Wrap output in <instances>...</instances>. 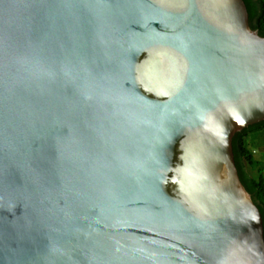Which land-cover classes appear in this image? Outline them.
I'll return each instance as SVG.
<instances>
[{"label": "water", "instance_id": "95a60500", "mask_svg": "<svg viewBox=\"0 0 264 264\" xmlns=\"http://www.w3.org/2000/svg\"><path fill=\"white\" fill-rule=\"evenodd\" d=\"M263 121L245 0H0V264H264Z\"/></svg>", "mask_w": 264, "mask_h": 264}, {"label": "trees", "instance_id": "16d2710c", "mask_svg": "<svg viewBox=\"0 0 264 264\" xmlns=\"http://www.w3.org/2000/svg\"><path fill=\"white\" fill-rule=\"evenodd\" d=\"M245 2L249 11L251 28L264 36V0H245ZM260 132H264V121L237 133L233 140V147L241 181L251 193L264 221V165L256 158L248 141L252 134Z\"/></svg>", "mask_w": 264, "mask_h": 264}, {"label": "rangeland", "instance_id": "374dc122", "mask_svg": "<svg viewBox=\"0 0 264 264\" xmlns=\"http://www.w3.org/2000/svg\"><path fill=\"white\" fill-rule=\"evenodd\" d=\"M250 148L256 158L264 165V132L252 134L248 138Z\"/></svg>", "mask_w": 264, "mask_h": 264}, {"label": "snow or ice", "instance_id": "6c2138e0", "mask_svg": "<svg viewBox=\"0 0 264 264\" xmlns=\"http://www.w3.org/2000/svg\"><path fill=\"white\" fill-rule=\"evenodd\" d=\"M229 28H231V26H229ZM238 122H239L240 124H244V121H243V120H238ZM216 134H217V135H220V136L222 137V133H221V132H217Z\"/></svg>", "mask_w": 264, "mask_h": 264}]
</instances>
